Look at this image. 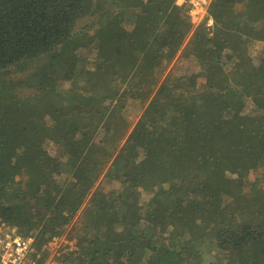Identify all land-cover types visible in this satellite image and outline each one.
<instances>
[{"label": "trees", "instance_id": "obj_1", "mask_svg": "<svg viewBox=\"0 0 264 264\" xmlns=\"http://www.w3.org/2000/svg\"><path fill=\"white\" fill-rule=\"evenodd\" d=\"M176 1L0 0V221L38 254L79 212L59 264H264V0H211L209 28ZM178 53L198 72L163 76Z\"/></svg>", "mask_w": 264, "mask_h": 264}, {"label": "rangeland", "instance_id": "obj_2", "mask_svg": "<svg viewBox=\"0 0 264 264\" xmlns=\"http://www.w3.org/2000/svg\"><path fill=\"white\" fill-rule=\"evenodd\" d=\"M85 24V21H81L78 23L76 28H82L83 25ZM132 30V25H129L125 28V32L128 33L129 31ZM259 31L260 35H264V25H259L258 28L256 29ZM87 40H92V36H94L93 33H87ZM91 42V41H89ZM259 47V45H258ZM257 48V47H256ZM259 49V48H258ZM93 49H91L92 53ZM86 52L82 54L80 53L79 56L83 55L85 56ZM93 58L97 53H93ZM218 69H221L223 71L228 70L227 66L220 65L218 66ZM198 65L192 58H186L182 53H178V55L174 58V60L169 64L164 73L163 76H168L170 75V71L172 74H175L176 76H185V75H194L196 72H198ZM28 71L24 68H21V70L18 72L15 71L13 74V78H23L25 75H27ZM160 79V81L163 79ZM67 86L65 83L58 82L57 86ZM70 88H74L75 84L71 83L69 84ZM198 87L201 89L204 87V82L203 80L198 81ZM22 96H29L31 95L30 90H20ZM250 100L244 99L243 100V107L241 112L244 114L248 113L250 110ZM146 104H142L140 101H135V100H129L127 104L125 105L124 109L121 112L120 115V122L124 125L126 128V136L129 133V131L134 127L138 119L141 117V114L143 112V109ZM126 137H124L125 140ZM45 149L47 150V154L52 155V157H57V158H63L64 154V148L59 144L55 142H46L44 145ZM149 194L143 192L142 190L140 191V204H144L148 201ZM78 215L79 212L76 214L74 217V220L72 222L76 223L78 220ZM72 224L69 226H65L62 228L59 232L60 234L58 236H55L51 241L46 242L45 246H43L39 252L43 260L50 261V260H55L64 258L67 253L70 251L74 250L75 244H76V239H77V234L76 232H71L72 230ZM77 226V223H76ZM32 234L36 235V232H32ZM203 264H226L225 258H223L221 255L218 256L216 253V250L214 248H208L206 249L204 255H203ZM59 261V260H58Z\"/></svg>", "mask_w": 264, "mask_h": 264}, {"label": "built area", "instance_id": "obj_3", "mask_svg": "<svg viewBox=\"0 0 264 264\" xmlns=\"http://www.w3.org/2000/svg\"><path fill=\"white\" fill-rule=\"evenodd\" d=\"M211 0H177L176 4L186 7L192 26L200 24L212 26V19L208 15ZM34 235H20L9 224L0 221V264H39ZM41 264H59L55 260H43Z\"/></svg>", "mask_w": 264, "mask_h": 264}]
</instances>
